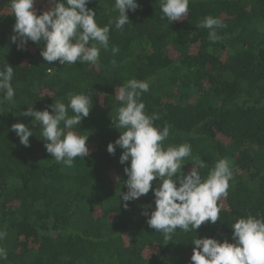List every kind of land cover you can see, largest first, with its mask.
Segmentation results:
<instances>
[{
    "label": "trees",
    "instance_id": "trees-1",
    "mask_svg": "<svg viewBox=\"0 0 264 264\" xmlns=\"http://www.w3.org/2000/svg\"><path fill=\"white\" fill-rule=\"evenodd\" d=\"M136 2L137 10L126 13L130 24L109 25V48H100L97 64L60 65L43 60L42 43L12 42L15 17L9 0H0V70L5 63L14 68L15 92L12 101L0 94V230L7 233L0 264H191L196 236L232 243L237 219H264V0H190L187 15L173 22L161 18V0ZM114 3L87 4L98 26L116 18ZM50 6L34 4L38 12ZM207 16L226 25L215 43L200 24ZM133 78L150 83L140 100L147 115L160 116L154 126H171L165 147L190 144L207 165L202 177L218 159L230 161L232 179L215 224L177 228L166 241L143 214L154 210L151 190L124 207L119 193L127 191L128 162H119L122 149L111 155L107 145L123 131L111 121L120 106L115 91ZM81 93L92 106L73 130L88 136L89 155L68 168L46 152L40 124L21 113L31 106L51 112L53 101L67 104ZM15 123L33 132L30 146L20 144ZM191 163L184 160V174Z\"/></svg>",
    "mask_w": 264,
    "mask_h": 264
},
{
    "label": "clouds",
    "instance_id": "clouds-1",
    "mask_svg": "<svg viewBox=\"0 0 264 264\" xmlns=\"http://www.w3.org/2000/svg\"><path fill=\"white\" fill-rule=\"evenodd\" d=\"M91 0H48L51 5L46 11L34 8L36 0H9L15 17L14 35L11 37L18 48L28 41L43 44L40 55L46 62L97 64L100 48L108 50L110 27L122 30L130 24L128 11H136V0H115L113 11L118 15L109 20L108 25L98 26L96 13L87 7ZM190 0H161L160 10L163 18L179 21L188 13ZM201 26L208 29V39L215 43L220 37L217 29L226 25L221 19L207 16ZM99 45V47H97ZM113 55L119 51L111 49ZM115 64V61H113ZM14 68L7 63L0 70V94L3 99L12 101L15 95L12 86ZM150 83L135 78L129 79L115 91L120 103L116 115L111 119L119 131V138L107 145V152L115 154L116 148L122 149L119 162L128 166L123 169L127 180V191L120 194L124 207L127 202L147 195L150 190L154 197V210L143 214L148 217L150 228L171 241V234L179 228L184 232L195 231L205 222L215 224L219 220L221 207L218 201L226 197L229 181L232 179L228 158L218 159L202 177L200 169L207 165L192 156L188 143L164 146L171 126L162 129L154 126L160 119L158 114L147 115L145 104L140 100L142 93L149 91ZM91 97L85 93L71 94L68 103L57 99L48 105L51 109L35 111L28 107L21 115L31 117L33 124H40V134L46 152L56 163L71 168L77 157L89 155L86 146L88 136L78 135L73 129L80 126L83 118L91 110ZM71 110L72 115H69ZM63 125V126H61ZM11 130L16 133L20 144L28 147L33 132L23 123H15ZM191 158L192 167L184 174L181 170L184 160ZM158 180L159 185L153 186ZM232 243L219 242L213 238H194L192 241L191 264H264V219L249 216L237 219L231 226ZM7 233L0 230V241ZM7 259V251L0 247V261Z\"/></svg>",
    "mask_w": 264,
    "mask_h": 264
}]
</instances>
